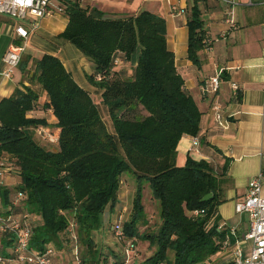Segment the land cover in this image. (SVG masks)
Segmentation results:
<instances>
[{"label": "trees", "instance_id": "1", "mask_svg": "<svg viewBox=\"0 0 264 264\" xmlns=\"http://www.w3.org/2000/svg\"><path fill=\"white\" fill-rule=\"evenodd\" d=\"M64 15L67 24L55 37L72 44L91 62L86 79L99 89L113 131L106 127L90 93L61 60L44 53L28 78L29 83L39 84L40 91L23 85L0 100V157L8 158L11 172L19 178L15 190L0 187L3 214L19 211L12 208L11 199L23 193L20 207L34 216L30 247L43 252L48 246L63 250L70 241L69 236L64 241L61 236L70 223L66 212H72L78 238L89 255L82 256V264L98 263L100 252L94 248L92 233L102 226L105 209L115 207L121 176L128 172L137 180V191L123 233L125 240H148L154 246L144 264H207L212 255L224 251L228 229L217 230L216 208L225 197L210 162L188 156L184 165L176 164L181 137L198 138L201 113L167 46L165 18L146 9L111 17L78 2H67ZM186 27L187 58L198 66L206 36L197 0L189 8ZM29 59L22 57L21 70ZM124 61L134 66L128 78L117 76V66ZM41 92L45 99L41 100ZM139 106L147 113L142 118L131 114ZM40 108L50 109L57 120V150L47 149L33 137L35 129L48 125L45 118L29 116ZM143 182L159 203L160 224L156 230L140 232L139 224L145 221ZM208 193L212 197L201 201ZM201 209L203 214H194ZM120 215L122 211L115 213L112 223ZM36 217L40 222L35 224ZM110 230L114 236L111 226ZM116 242L124 250V242ZM233 243L230 237L229 244ZM12 246V240L0 233L2 260H14ZM118 259L122 264L124 253Z\"/></svg>", "mask_w": 264, "mask_h": 264}, {"label": "crops", "instance_id": "2", "mask_svg": "<svg viewBox=\"0 0 264 264\" xmlns=\"http://www.w3.org/2000/svg\"><path fill=\"white\" fill-rule=\"evenodd\" d=\"M236 1L237 5L231 7L220 0H197L205 36L212 40L209 48L205 46L199 51L198 66L187 58L186 22L189 8L194 0H156L147 7V10L165 18L167 46L174 53L175 67L184 80L186 91L192 96L201 113L199 145L190 151L193 137L184 134L176 147V164L184 165L188 156L195 160L204 159L210 162L218 174L221 194L225 197V201L216 208L218 224L235 227L237 233L243 235L248 229L249 218L246 214L236 213L234 206L236 202L244 199L248 181L264 167V5L251 3V0ZM143 2L139 0L127 6L126 0H89L83 6H93L113 16L129 15L142 10ZM171 3L179 4L184 9V14L172 16L169 13ZM230 10L236 23L235 28H230L225 22ZM64 16L63 14L50 18V22L53 23L50 26L47 25V21H41L36 34L30 36L26 49L34 44L31 39L37 34L43 33L55 37L62 32L67 24V17ZM15 26L16 22L12 19L0 15V100L9 97L16 87H21L18 69L12 79L1 75L4 68L2 57L5 51L12 44H21V40L14 32ZM25 27L27 28L28 25ZM60 40L57 38L55 43L58 45L55 47L52 45L49 53L57 56L74 80L87 90L86 74L92 72L91 62L82 54H75L73 50L66 48L68 42L64 40L60 42ZM65 48L68 52L61 53ZM70 54L75 60L68 57ZM84 61L88 62L87 69H84ZM221 67L225 69L220 75L219 90L215 94H203L202 85ZM23 82L28 84V81ZM232 83L236 84L237 90L232 89ZM215 102L220 105L222 125L215 121L212 109ZM46 111L52 115L50 109ZM40 112L42 111L37 109L30 112L29 116L45 118L38 115ZM45 119L47 128H54L55 133L58 134L55 117L52 115V118ZM225 165L226 169L223 171ZM10 177V175L7 177V186L11 184ZM123 194L124 192L121 193L119 190L116 205L123 199ZM261 195L264 197V183L261 187ZM99 233L95 235L99 236ZM99 244H102L101 241ZM244 246L247 247L248 244L244 242ZM95 249L97 250V246ZM106 251L109 259L116 254H112L107 249ZM227 251L230 249L212 255L207 264L231 262L230 258L220 260L221 255ZM101 252L103 253V250ZM65 253L67 250H55L56 264H64L61 259Z\"/></svg>", "mask_w": 264, "mask_h": 264}, {"label": "built area", "instance_id": "3", "mask_svg": "<svg viewBox=\"0 0 264 264\" xmlns=\"http://www.w3.org/2000/svg\"><path fill=\"white\" fill-rule=\"evenodd\" d=\"M220 1L231 7L237 5L236 0ZM67 2L84 4V0H0V15H4L16 22L14 32L21 40V44L10 45L2 57L4 68L1 71V75L4 78L12 79L26 50L30 36L36 34L38 30L40 20L65 14ZM253 2L264 5V0H251V3ZM169 13L172 16H181L184 14V9L177 3H171L169 5ZM225 22L230 28L236 27L231 10L225 18ZM25 25H28V27L26 28ZM211 43L212 40L210 38L205 39V46L207 48L210 47ZM224 69L223 67L218 68L214 75L210 76L204 82L201 87L203 94H215L219 90L220 75ZM231 86L233 90H237L236 84L232 83ZM212 109L215 121L219 125H222L220 105L215 102L212 105ZM45 128L38 127L35 130L38 133L49 132V128ZM49 140L57 143L58 134H55V138L51 137ZM198 142V138L193 137L190 151L196 149L195 147L198 145ZM11 169L12 166H10L7 157H0V187L7 185L6 180L11 173ZM263 183L264 167L248 181L244 199L235 203V212L238 214H246L249 218L248 229L245 230L243 235H239L235 227L224 224H218L217 226L218 231L222 230L224 226L228 229V235L221 248L224 250L231 249L230 260L233 264H264V197L261 195ZM23 198L24 195L21 192L12 196V208L14 209L17 206L19 207V211L16 213L11 211L8 214H3L0 198V233L7 235L12 240L13 246L10 252L14 256V260L18 263L54 264L53 249L51 246H48L43 252H37L30 247L34 216L21 209L20 205ZM203 213L204 210L202 209L194 211L195 215ZM123 221L122 215H120L112 223L111 227L115 240L124 242L123 253L126 263L130 259L131 254L137 249V244L130 240H125L122 227ZM76 226V222H70L67 227V234L72 244L74 243L73 254L75 259L78 260L77 237L73 233ZM230 237L234 238L233 244H229ZM244 242L248 244L247 247L244 246ZM246 249L247 252H245ZM2 261L4 260L0 257V262Z\"/></svg>", "mask_w": 264, "mask_h": 264}, {"label": "rangeland", "instance_id": "4", "mask_svg": "<svg viewBox=\"0 0 264 264\" xmlns=\"http://www.w3.org/2000/svg\"><path fill=\"white\" fill-rule=\"evenodd\" d=\"M143 1L144 2L141 5V9L147 10V7H150L149 5L156 0H143ZM85 2L88 3L89 0H87V1L84 0V3ZM136 2H139V0H126L127 6H131L132 3L135 4ZM132 14H134V13H129V15H132ZM108 16H111V17L118 16L119 17V16H127V15H114L113 16V15L108 14ZM50 20H51L50 18H43L40 20V22L41 21L42 22L47 21V25L50 26L53 24L52 21L50 22ZM56 40H57L56 37L51 36V35L47 36L43 33L37 34V35H35V37H33L31 39V41H34V44H31V46H30L31 48L26 49L24 51V54H23V60L27 59L28 56H30V59L27 62V66H26L25 70H21L20 66L18 67V74L20 75V81H19L20 86L25 85V86H29L30 88H32L34 90L37 89L40 91L39 84L36 83L35 81L33 83L28 82V84H24L23 81H29V79H28L29 75L35 69V60L40 58L44 53H49L52 45H53V47L58 45V43H55ZM60 42H62V40H60ZM66 46H67L66 48H70L71 50H73V52H75V54L81 55L80 51L78 49H76L72 44L68 43ZM66 48L62 49L61 53L65 54L66 52H68ZM68 57L71 59H74L71 56V54ZM87 63H88L87 61L86 62L84 61V64H85L84 69L85 68L87 69V67H88ZM84 64H83V66H84ZM133 69H134V66L132 63H129L128 61H124L123 63H121L117 66V70H118L117 76L118 77L120 76L122 78H128L133 73ZM87 90L90 93L91 97L93 98L94 102L97 104L98 109H99V113H100V116H101L103 122L105 123L108 130L112 132L113 131L112 123H111V120L109 118L107 108L105 107V105L101 101L99 89L88 82ZM40 96H41V100L45 99L44 93L41 92ZM40 111H42V112H40L38 115L43 116V117L48 118V119L52 118V115L49 112H47L46 110H42L40 108ZM131 114L136 115L138 118H142V117L147 115V113L140 106L138 108H136L134 111H132ZM45 127H47V126H44L43 128H45ZM55 134H56L55 129L52 127H50L49 132H46V133L45 132L38 133V131H36V130L33 131L34 139L39 144L47 147V149H50V150H57V144L55 142H51L49 140V138H51V137L55 138ZM9 175L11 176L9 178V182L11 183L9 185V187L12 190H15L14 189L15 186L19 183L18 174L14 171V172H11ZM120 188H121L120 189L121 193L124 192V194L122 196L123 199H121V202L119 204L115 205V207L113 208L112 211L109 210V208L105 209V211L101 217L102 222H103L102 226L99 228V230L92 233V241L94 242V248L97 246V251L101 253L99 256L100 257L99 262L95 263V262L90 261L87 264H104V260H105V264H108V262H111L110 264H120V262H121L120 259H118V258H119V256H123V250H122L123 246L119 245V243H117L116 240L114 239V236L110 230V226H111V223L115 217V213L122 211V219L124 221H127V219H129V217L131 215L133 200H134V197L136 194L135 192L137 191V180L132 173L127 172L121 176ZM141 203L143 204V208H144L145 221L141 222L139 224V231L142 232L144 230L145 231L156 230L160 224L159 203L157 200L152 198V194H151L149 184L146 182H143V184L141 186ZM66 216L68 217L70 222H72V220H74L72 218V216H73L72 212H66ZM38 222H40V218H37L34 221L35 224ZM97 232H100L99 236L95 235ZM73 233L77 237L76 245L78 248V260L75 259V256L73 254L74 243L72 244L71 239H69L70 241L66 240L67 243H65L66 245L64 246V249H63V251L67 250V253H65L63 258L61 259L64 262V264L65 263H67V264H82V262H81L82 256L84 254L89 256L87 254V250L85 248V245L83 243H81V241L78 238L77 226L74 228ZM67 236H68L67 233L61 236L63 241H64V238L66 239ZM95 241H97V243H95ZM100 241L102 244H99ZM103 242H106V244H104ZM136 244H137V249L131 254L128 262L125 263V259H123L122 264H144V260L148 256H150L154 251V246H150V243L148 240H144V241L139 240V241H137ZM52 249H53V262H54V264H56L55 260H54L55 249L54 248H52ZM106 249L110 250V252L112 254L116 253L115 256H110L111 257L110 259L107 258L109 256V254L106 253L107 252ZM148 249H149V251L147 252ZM101 250H103V253L101 252ZM141 251H142V254H141ZM108 253H109V251H108ZM167 256L170 260H172L173 259V252L169 250L167 252ZM230 257H231V249H230V251H227L223 255H221L220 260H223V261H224V259L228 260ZM103 258H106V259L103 260ZM116 260H118V261H116ZM207 262H209V260ZM0 264H21V263H18L16 260H14V261L5 260V261L0 262ZM162 264H166V263H162ZM211 264H214V263H211Z\"/></svg>", "mask_w": 264, "mask_h": 264}, {"label": "water", "instance_id": "5", "mask_svg": "<svg viewBox=\"0 0 264 264\" xmlns=\"http://www.w3.org/2000/svg\"><path fill=\"white\" fill-rule=\"evenodd\" d=\"M212 197V194L211 193H208V194H206L205 196H203L202 198H201V201H205V200H207V199H209V198H211Z\"/></svg>", "mask_w": 264, "mask_h": 264}]
</instances>
